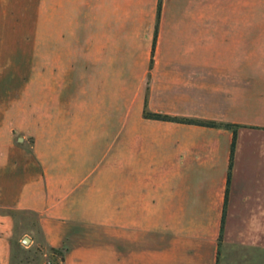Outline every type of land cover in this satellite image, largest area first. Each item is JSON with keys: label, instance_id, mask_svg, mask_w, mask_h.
I'll return each instance as SVG.
<instances>
[{"label": "crops", "instance_id": "0c3cea01", "mask_svg": "<svg viewBox=\"0 0 264 264\" xmlns=\"http://www.w3.org/2000/svg\"><path fill=\"white\" fill-rule=\"evenodd\" d=\"M157 3L0 0V264L27 234L18 213L40 233L26 249L61 248L59 264H264V28L248 75L245 43L216 58L209 0H163L152 53ZM22 52L93 68L78 113L24 106ZM120 67L143 68L124 96ZM145 104L241 125L220 243L232 130Z\"/></svg>", "mask_w": 264, "mask_h": 264}, {"label": "rangeland", "instance_id": "374dc122", "mask_svg": "<svg viewBox=\"0 0 264 264\" xmlns=\"http://www.w3.org/2000/svg\"><path fill=\"white\" fill-rule=\"evenodd\" d=\"M204 10L206 11V8ZM208 11L214 14L216 58L223 59V53H236L238 59L239 45L245 43L247 72L248 75H253L258 29L264 28V0H209ZM22 53L24 62L26 59L27 63L20 68V84L17 82V89L21 91L24 106L39 108L41 113L49 108V111L44 113L45 116L50 114L64 117L78 113L77 109H82V71L93 68L39 66L36 65L42 62L39 58L47 52L34 53L36 59L30 52ZM142 69L118 68L121 95L126 94L127 82L137 80ZM120 102L124 104L125 99L120 98ZM25 119H28L26 114V123ZM57 119L55 121H58ZM26 137L29 143H32V138L28 135ZM15 231L16 241L23 233H27V237L40 236L35 217L30 213H18ZM30 244L29 240L25 245ZM16 245L18 258H15L13 264H46L43 254L49 255L47 250L34 245L26 249L21 242Z\"/></svg>", "mask_w": 264, "mask_h": 264}, {"label": "trees", "instance_id": "16d2710c", "mask_svg": "<svg viewBox=\"0 0 264 264\" xmlns=\"http://www.w3.org/2000/svg\"><path fill=\"white\" fill-rule=\"evenodd\" d=\"M162 2H163V0H158V3H157L156 22H155V26H154V36H153V43H152V53L154 50V44H155L156 35H157L158 22H159V18H160L161 9H162ZM143 115H144V117L149 118V119L180 122V123H186V124H196V125L217 127V128H227V129L232 130L233 136H232L231 147H230V159H229V166H228V172H227L222 222H221V226H220V235L218 238V241L220 243L221 237H222L224 217H225L226 197L228 194V188H229V182H230V170H231L232 161H233L236 129L238 127H240L241 125L233 124V123H229V122L217 121V120L202 119V118L187 117V116H175V115L163 114V113H158V112H152L146 107V104L144 105ZM47 252L51 255V258L53 259V261L56 264H59V262L63 256V250L61 248L50 247V248H48Z\"/></svg>", "mask_w": 264, "mask_h": 264}, {"label": "built area", "instance_id": "2783aa9c", "mask_svg": "<svg viewBox=\"0 0 264 264\" xmlns=\"http://www.w3.org/2000/svg\"><path fill=\"white\" fill-rule=\"evenodd\" d=\"M43 256L45 257L46 264H56L53 259L51 258L50 254L44 253Z\"/></svg>", "mask_w": 264, "mask_h": 264}, {"label": "water", "instance_id": "95a60500", "mask_svg": "<svg viewBox=\"0 0 264 264\" xmlns=\"http://www.w3.org/2000/svg\"><path fill=\"white\" fill-rule=\"evenodd\" d=\"M29 240H30V239H29V237H27V236H25V237L22 239L23 243H25V244H26Z\"/></svg>", "mask_w": 264, "mask_h": 264}]
</instances>
